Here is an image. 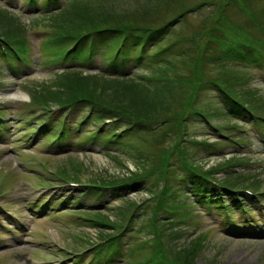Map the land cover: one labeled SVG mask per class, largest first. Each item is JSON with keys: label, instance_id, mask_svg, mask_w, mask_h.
<instances>
[{"label": "trees", "instance_id": "16d2710c", "mask_svg": "<svg viewBox=\"0 0 264 264\" xmlns=\"http://www.w3.org/2000/svg\"><path fill=\"white\" fill-rule=\"evenodd\" d=\"M29 1L36 3L38 0ZM98 1L100 0H73L66 8L47 15L48 17L44 18L49 22L50 32L46 34L50 44L68 45L69 52L65 59L71 56L72 45L78 48L88 41L93 46L104 39L121 37L123 44L114 53V61L110 64L112 70L116 72L115 75L103 73L81 75L76 73L78 70L69 69L60 74L58 84H51L48 89L58 86L53 96L54 101L61 103L62 106L67 104L76 107L85 104L92 107V113L101 120L105 117L118 118L117 122L103 126L101 130H83L82 134L78 129L87 126L88 120L80 123L76 127L80 141L97 140L101 143L107 141L117 144L131 133L135 135L136 142L146 143V147L144 145L140 147V151L143 150L139 151L143 155V161L139 162L137 171H133L129 176L127 173L114 177L104 176L98 180L101 183L94 187L99 189L97 191L101 195L103 185L109 184H118L119 191L126 192L142 188L152 189L158 196L150 208L153 218H150L148 223L144 222V226L153 237V245L165 247L174 257L171 258L172 261L167 262L169 264H195V258L202 254L205 247L207 233L186 238L183 243L180 242L182 236L175 241L174 233L168 232L169 228L158 215L162 212L160 210L166 195L172 191L176 192L177 177L181 174H189L202 183L205 177L213 175L219 167L235 165L230 160L209 169L198 166L192 156L197 153L196 150L212 151L219 143L225 144L226 141L200 139L197 137L198 134L193 132L194 126L204 125L205 118L214 122L213 116L218 115L226 118L253 119L256 122L264 119V108L259 103L260 99H252L250 96L253 97V93L248 94L249 99H244L235 89L243 87L236 85L239 76L234 74L231 68L241 69L240 66L233 63L231 67L227 63L228 60H238L237 54L233 53L235 49L264 63V13L254 14L250 5L245 2L242 4L241 0L238 3L237 0H226V4L219 5L216 2V12L211 10L208 19L205 18L201 23L191 25L192 28L189 26L184 31L175 30L176 35L166 47L160 46L159 51H156L158 53L149 54L148 48L152 40L174 30L175 24L184 19L189 12L202 8L209 4L210 0H201L202 3L193 6L185 0H107L94 5ZM229 1L230 5L233 4L232 7L228 5ZM55 2L56 0H44L43 3L49 6ZM237 5L246 15L251 16L248 24L242 26V29L228 13L231 8L236 10ZM234 29L244 35L236 44L231 45L225 33ZM13 34L6 31L0 33V37L6 42L15 43L18 46V50L15 49L17 58L27 61L24 53L28 52L29 48L21 37L11 36ZM186 40L191 47L184 49L179 44L180 41ZM176 46L178 50L175 49ZM75 52L77 55L76 50ZM132 54L138 61L151 66L156 72L149 76L137 77L118 72L121 63L131 59ZM174 57L180 60L176 62ZM212 64H218L223 68L222 77L219 74L209 75V66ZM208 81L215 84L223 93L231 95V98L226 97L228 100L223 106H220L218 101H215L218 105L208 106L199 100L202 94L208 92ZM259 108L263 111L257 110ZM212 125L218 127L215 123ZM230 126L219 125V128L231 130ZM74 128L68 124L59 138H67ZM204 132L205 130L202 131ZM167 142L168 145L165 144ZM131 144H134L132 139ZM151 155H155L157 160L151 162L148 159ZM62 173L65 176L68 174L65 171ZM125 210L131 213L130 208ZM173 211L170 210L171 213ZM96 214L98 217L101 215ZM105 220L110 222L109 218ZM186 223L191 225L187 219ZM179 247L183 249L179 250ZM161 251L160 259H167L164 249Z\"/></svg>", "mask_w": 264, "mask_h": 264}, {"label": "rangeland", "instance_id": "374dc122", "mask_svg": "<svg viewBox=\"0 0 264 264\" xmlns=\"http://www.w3.org/2000/svg\"><path fill=\"white\" fill-rule=\"evenodd\" d=\"M4 1L8 4L6 2L4 3ZM65 1L67 0H58V5L65 4ZM106 1L107 0H100L94 5ZM185 1L191 6L203 2L201 0ZM213 1L220 2L221 4L227 2L226 0H210V2ZM40 2L41 0H39L36 6H39ZM248 2L254 14L262 13L264 0H248ZM29 4V0H0V33L9 31L14 33L11 36L21 37L26 47H29V56L32 58V64L29 69L18 75L9 73L5 69L6 65H4L1 61L2 59H0V104H2V107L4 105L5 109H9V112H6L7 120L9 121L8 127L11 132L8 136V140L12 136L14 138L12 142L8 143L6 142L7 140H1L0 143V187H2L0 192L5 191L6 193L11 191V193L3 197V204L12 211L11 213H13L14 216L16 214V217H19L24 225H27V228H23L24 231H19L18 236L15 237L5 228V226L11 225L10 221L0 215V234H3L1 235L3 242L6 240V242H10L12 245L0 248V264H68L77 256L76 252L72 253L73 251L82 250L88 243L87 240L91 238L96 240L100 237L101 232L109 233L112 229L111 227H104L103 223H97V225L94 226L90 224L91 222L83 221L79 218L74 220L76 216L75 208L63 209L51 213L52 216H39L40 214L38 213L37 215H33L31 209H28L26 206L36 198L35 194L39 191V189L33 187V184L39 186L55 183V181H52V178L57 179V177L52 174L51 171L57 170H65L68 173L66 176L67 178L72 180L78 179L79 181H98L104 176L109 177V175H111L114 177L125 174L135 170L136 165L139 164L132 156V154L135 155L134 153L138 151L134 148L144 147L146 143L136 142V140L132 138L133 136H128L129 139L133 140L136 146L131 144L130 140L125 143L124 141H120L117 145L108 146L110 148L107 149L94 145L93 147H87L84 152L77 149L67 153L54 154L48 150L47 140L45 139L38 142L32 141L30 145H28V139L22 142L21 140H17V138L26 139L29 134V129H27V127L19 125V122H21L20 116H24L27 110L25 106L30 100L29 94H34L38 91L39 95L43 96L45 94L44 99H48L49 93L55 91L53 87L50 89H48V87L51 84L56 85L59 83L58 79H60V77L57 74H60V72L63 71L62 67H64L62 65L54 66L56 63L53 62L55 57L50 54L51 51L43 49L45 40L43 38V40H41L38 34L31 32L33 26L39 25V27L43 28L44 26L47 27L49 22L39 20V16H41L39 13H36L37 15L34 17L35 12L32 11L35 9L38 10V8H36L35 5ZM26 7H28L29 10L32 8V11L27 10ZM215 7L216 6L204 5L200 9L189 12L187 15L188 22L184 20L185 17L175 24L174 29L180 32L186 30L191 25L201 23L205 18L208 19V14L211 10L216 12ZM228 13L241 29L242 26L248 24L251 18V16L248 14L246 15L240 9H237L236 12V10L231 8L228 10ZM34 22L36 23L34 24ZM43 30L50 32V29ZM175 30H173V33ZM226 33L225 36L228 43H231V45L236 44L242 35H244V33L240 31L237 32L235 29L233 31L229 30ZM179 45L184 49L191 47L187 40L180 41ZM96 48L98 53L91 61H86V57H81L77 60L83 61L84 63L73 65L80 69L76 73L86 75L94 71L107 69V63L111 61L106 57H112V54H108L111 53V51H109V44L102 41V43L100 42L97 44ZM153 50H150V52ZM173 59L176 62L180 60L178 57H174ZM145 64L137 62L135 56L132 54L130 61H127L124 66L131 75L156 72L152 71V67L148 65L145 66ZM229 64L231 67L233 66L231 62H229ZM217 66L218 64L209 66L210 76H217V74H219L222 77L223 68ZM231 69L233 73L235 72L234 74L239 76L236 85L243 87V89H235L241 93L244 99L250 96L248 94L253 93V97L252 95L250 97L252 99H260L259 103H261L264 108V85L258 79V69ZM2 70L6 71V73L3 72V76ZM214 94L215 93L212 94L208 91L206 94H202L199 100L208 106L213 104L218 105L215 103L216 100L212 97ZM52 102L54 103V101ZM255 107L258 108L260 106ZM257 110L260 112L263 111L260 108ZM84 115L85 113L81 114V117ZM213 120L218 125L226 126L234 123V121L222 115L213 116ZM89 125L88 128H91L94 124L89 123ZM204 128L205 127L202 125H196L192 129L193 132L198 134L197 137L201 138L199 135L202 134ZM85 129L88 130L87 127ZM207 136L211 135L207 134ZM205 137V135L202 136V138ZM75 139L76 138L72 137L71 142L74 143ZM213 140L216 139L213 138ZM11 143L12 145L14 144L16 148H12ZM247 146L251 148L250 152L244 153V149L239 150L232 145H224L223 143L221 148H227V150L222 155L220 153L210 152V150L208 152L203 149L201 151L196 150L197 153H194L192 156L197 162V165L205 169L211 166L224 164L233 159L237 160V163L239 161L241 162L243 159L251 160V163L259 162L260 166L256 165L246 168L245 166L241 167V165H237L230 168L231 172L235 173V175H228L226 178L227 181H232V183H235V180L239 178L238 180L241 181V184L238 186H252L253 189L264 190V148L254 144H248ZM127 148H129V153L124 152ZM232 154L234 157L228 160V157ZM135 156L137 157L138 155ZM21 157L26 161V163L22 165L19 164ZM226 168L228 169L229 167L227 166ZM226 170L221 171L222 173L216 176L221 180H225L224 176L226 175ZM58 181L61 180L58 179ZM45 194L46 193H44L42 197L46 196ZM150 196L149 192L142 190L138 192L135 191L124 197L107 195V197L97 199L96 201L98 203L106 202V204L103 203V205L98 206L102 208L100 210L103 211L101 215L99 214V217H102L103 220L105 217L110 220H118L121 218V213L117 210L118 207H122L124 210L132 208V206L136 207ZM183 198L185 199V197ZM185 200L190 204L187 206L192 212L189 216V218H191V225L185 226V230L190 233L191 230L195 229L198 230L197 234L205 232L208 234V241L205 246L206 250L202 253V256L196 260V264H264L263 234L256 237H248L225 233L224 229L222 231L219 230L220 228H218L214 222L208 223L207 217L203 218V216L200 215L201 211L198 210V207L191 204L192 199L187 198ZM107 205L114 208L108 209L106 207ZM79 214L84 216H96V213L90 211H80ZM12 229L14 228L12 227ZM57 245H60V248ZM63 248L69 250L62 252ZM132 248L133 246L127 244L125 250L130 251ZM88 254L85 255V258L88 257ZM47 260L55 261L47 263ZM118 263L124 264L123 259L121 261L119 260Z\"/></svg>", "mask_w": 264, "mask_h": 264}]
</instances>
